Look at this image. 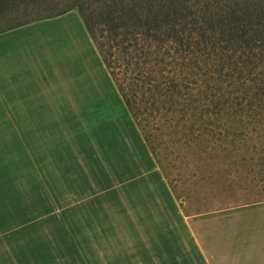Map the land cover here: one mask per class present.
Returning a JSON list of instances; mask_svg holds the SVG:
<instances>
[{
    "label": "crops",
    "instance_id": "crops-1",
    "mask_svg": "<svg viewBox=\"0 0 264 264\" xmlns=\"http://www.w3.org/2000/svg\"><path fill=\"white\" fill-rule=\"evenodd\" d=\"M68 13L0 32V240L11 242L25 234L37 202L65 209L58 192L69 194L71 184L83 195L81 186L90 182L89 176L102 182L104 177V184L111 175L130 172V181L147 183L139 219L157 228L148 238L163 242L161 264H264V199L187 212L141 139L117 87L112 94L122 101V112L110 104L95 108L83 89L73 93L51 85L50 65L37 58L41 36L36 33L45 22L65 19ZM95 53L99 57L96 47ZM101 65L106 69L103 61ZM116 188L112 184L101 192L118 193ZM36 246L30 243L26 249Z\"/></svg>",
    "mask_w": 264,
    "mask_h": 264
},
{
    "label": "rangeland",
    "instance_id": "rangeland-1",
    "mask_svg": "<svg viewBox=\"0 0 264 264\" xmlns=\"http://www.w3.org/2000/svg\"><path fill=\"white\" fill-rule=\"evenodd\" d=\"M63 23L69 32L59 37L66 29L59 30L57 25ZM12 24L2 21L0 28ZM43 25L36 33L41 36L36 54L51 67V85L73 93L83 89L95 108L101 105L102 110L110 104L115 112H122V101L112 94L115 82L101 65L78 11ZM141 116V122L132 116L141 139L187 212L264 199V124L241 127L238 131H246L242 136L211 137L197 135V126L211 127L197 123V112L194 118L182 120L179 112L165 106L160 112L154 108ZM116 123L123 125L118 118ZM129 175H111L112 182L104 184V177L102 182L101 177L89 176L90 182L81 186L83 195L76 183L71 184L69 194L58 192L65 209L48 208V201L37 202L33 206L36 217L24 225L25 234L11 242L0 240V264H161L166 248L161 239L148 238L157 228L139 219L143 218L141 199L147 195V183L130 181ZM112 184L118 193L101 192ZM29 187L30 183L24 186ZM93 213L97 216L91 218ZM33 234L35 238L30 237ZM30 243L37 246L26 249ZM19 245L21 249H13Z\"/></svg>",
    "mask_w": 264,
    "mask_h": 264
},
{
    "label": "trees",
    "instance_id": "trees-1",
    "mask_svg": "<svg viewBox=\"0 0 264 264\" xmlns=\"http://www.w3.org/2000/svg\"><path fill=\"white\" fill-rule=\"evenodd\" d=\"M74 9L137 122L166 106L197 112V135L264 124V0H0V32Z\"/></svg>",
    "mask_w": 264,
    "mask_h": 264
},
{
    "label": "bare ground",
    "instance_id": "bare-ground-1",
    "mask_svg": "<svg viewBox=\"0 0 264 264\" xmlns=\"http://www.w3.org/2000/svg\"><path fill=\"white\" fill-rule=\"evenodd\" d=\"M64 26H65V27H64ZM57 27H59V28L61 27L59 30L66 29V30L63 31L62 33H58L59 35L56 34V35L59 36V37H61V36H60L61 34H65L66 32H69V30L67 31L66 24L64 25V23L62 24V26H61V24H60V26L57 25ZM54 30H55V26H54ZM56 32H59V31H56ZM56 32H55V33H56ZM51 34H53V32H52ZM63 37H64V35H62V38H63ZM52 38H55V35L52 36ZM75 38H76V37H75ZM53 45H54V44H53ZM55 45H56V44H55Z\"/></svg>",
    "mask_w": 264,
    "mask_h": 264
}]
</instances>
